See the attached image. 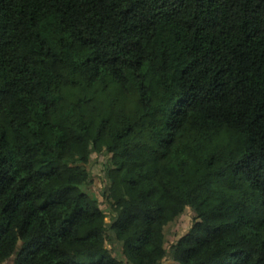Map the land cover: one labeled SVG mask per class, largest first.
I'll return each instance as SVG.
<instances>
[{
	"label": "trees",
	"instance_id": "obj_1",
	"mask_svg": "<svg viewBox=\"0 0 264 264\" xmlns=\"http://www.w3.org/2000/svg\"><path fill=\"white\" fill-rule=\"evenodd\" d=\"M9 260L264 264V0H0Z\"/></svg>",
	"mask_w": 264,
	"mask_h": 264
},
{
	"label": "rangeland",
	"instance_id": "obj_2",
	"mask_svg": "<svg viewBox=\"0 0 264 264\" xmlns=\"http://www.w3.org/2000/svg\"><path fill=\"white\" fill-rule=\"evenodd\" d=\"M108 157V155H98L97 153H93L89 164V168L92 172V181L87 185L86 190L91 194L96 195L100 199V201H103V193L105 191V188L107 187L105 164L108 161ZM102 208L107 212L111 211L107 203L103 202ZM194 216L195 212L191 209H187L175 223H172L166 227V235L168 240L167 246H169L171 242L188 231L194 221ZM108 219H111L110 214L108 216Z\"/></svg>",
	"mask_w": 264,
	"mask_h": 264
},
{
	"label": "crops",
	"instance_id": "obj_3",
	"mask_svg": "<svg viewBox=\"0 0 264 264\" xmlns=\"http://www.w3.org/2000/svg\"><path fill=\"white\" fill-rule=\"evenodd\" d=\"M4 264H14V260H9L8 262H6Z\"/></svg>",
	"mask_w": 264,
	"mask_h": 264
},
{
	"label": "water",
	"instance_id": "obj_4",
	"mask_svg": "<svg viewBox=\"0 0 264 264\" xmlns=\"http://www.w3.org/2000/svg\"><path fill=\"white\" fill-rule=\"evenodd\" d=\"M176 264H179V263H176Z\"/></svg>",
	"mask_w": 264,
	"mask_h": 264
}]
</instances>
